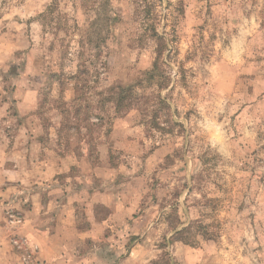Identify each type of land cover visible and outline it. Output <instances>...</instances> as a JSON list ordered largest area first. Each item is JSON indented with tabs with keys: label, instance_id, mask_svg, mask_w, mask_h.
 I'll return each instance as SVG.
<instances>
[{
	"label": "rangeland",
	"instance_id": "1",
	"mask_svg": "<svg viewBox=\"0 0 264 264\" xmlns=\"http://www.w3.org/2000/svg\"><path fill=\"white\" fill-rule=\"evenodd\" d=\"M0 87V144L25 128L39 169H71L80 228L114 212L97 189L135 206L74 264H264V0H0ZM4 214L13 264L16 236L38 261Z\"/></svg>",
	"mask_w": 264,
	"mask_h": 264
},
{
	"label": "crops",
	"instance_id": "2",
	"mask_svg": "<svg viewBox=\"0 0 264 264\" xmlns=\"http://www.w3.org/2000/svg\"><path fill=\"white\" fill-rule=\"evenodd\" d=\"M3 91L0 90V94L5 93ZM20 106L24 107L23 104ZM6 109L7 103L3 96H0V124L7 122L2 119L3 116L5 117ZM19 131L17 136L12 137L14 139L9 138L7 142L0 144V264H13L15 261L14 252L7 245L8 236L4 229V210L8 207L17 208L24 213L26 217L24 233L41 246L38 261H34V264H74L72 254L75 251L72 247L74 244H81V240L101 237L106 227L115 231V225L131 219L136 211L135 206L131 205V202L124 205L121 203V208L118 209L119 203L110 193L112 190L102 192L97 189L95 198H92L93 204L114 207V212L102 222L92 224L90 229L80 228L76 214V207L78 209L77 204H79L76 202L79 201L69 196L67 199L59 196L60 191L63 189L69 191L71 186L67 188L66 183L64 186L56 180L58 175L69 173L71 169L61 167L57 163L52 164L50 168L47 166L46 169H39L40 141L26 137L28 130L25 128ZM29 140L32 143L30 146H28ZM29 161L32 165H29ZM62 165H65V161ZM135 234L130 229L124 237ZM140 252V249L132 250L125 259L120 260L119 264H147L146 257ZM77 255L79 256L80 253L78 252ZM100 259L97 264L109 262L105 257ZM76 264H86V262L79 259Z\"/></svg>",
	"mask_w": 264,
	"mask_h": 264
},
{
	"label": "built area",
	"instance_id": "3",
	"mask_svg": "<svg viewBox=\"0 0 264 264\" xmlns=\"http://www.w3.org/2000/svg\"><path fill=\"white\" fill-rule=\"evenodd\" d=\"M22 223H23V218L20 217L19 215L9 213V226L13 229H21L22 228ZM13 245L19 252H23L21 260L25 264H34V261H37L36 259V250L38 246L36 244L32 243L30 240L27 238H22V237H14L12 239Z\"/></svg>",
	"mask_w": 264,
	"mask_h": 264
},
{
	"label": "trees",
	"instance_id": "4",
	"mask_svg": "<svg viewBox=\"0 0 264 264\" xmlns=\"http://www.w3.org/2000/svg\"><path fill=\"white\" fill-rule=\"evenodd\" d=\"M159 39H161L162 40V37L161 36H159ZM161 53V52H160ZM160 72V65H159V60H156V62H155V64H154V67H153V69H152V72H150V73H148V75L150 76L151 75V78H154V74L155 73H159ZM157 85V87L159 88V89H162V88H164V87H167L168 86V84L167 83H164V82H161L160 84H159V82L158 83H156ZM130 88H128V89H121V87L119 88V92H118V96H120L119 98H116L115 99V101H116V104H117V108L119 109V103L121 102V101H123L124 99H121V96L122 95H124L125 96V93H127V92H129L128 90H129ZM131 91H132V89H130ZM161 103H164V104H166V102L164 101V100H161ZM179 233H177L176 235H178ZM174 241H181V239H179L178 237H176L175 239H173V242Z\"/></svg>",
	"mask_w": 264,
	"mask_h": 264
}]
</instances>
